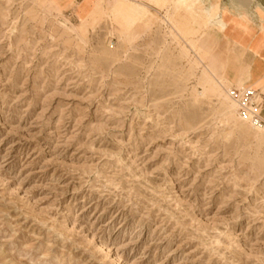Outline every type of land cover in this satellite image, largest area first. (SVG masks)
<instances>
[{
	"label": "rangeland",
	"instance_id": "374dc122",
	"mask_svg": "<svg viewBox=\"0 0 264 264\" xmlns=\"http://www.w3.org/2000/svg\"><path fill=\"white\" fill-rule=\"evenodd\" d=\"M134 1L0 0V264H264V132L200 40L220 17Z\"/></svg>",
	"mask_w": 264,
	"mask_h": 264
},
{
	"label": "crops",
	"instance_id": "0c3cea01",
	"mask_svg": "<svg viewBox=\"0 0 264 264\" xmlns=\"http://www.w3.org/2000/svg\"><path fill=\"white\" fill-rule=\"evenodd\" d=\"M131 1L144 6L138 1ZM238 1L248 11L243 12L232 0H223L234 14L219 16L221 26L208 29L200 40L208 54L207 64L224 77L222 80L231 82L234 87H253L264 103V0H249L248 3L246 0ZM69 11L71 9L66 12ZM228 25L229 29L226 30ZM229 52L233 57L227 60L226 53ZM243 57L247 58V65L242 62ZM229 64L234 70L230 76L227 74ZM209 72L214 74L213 71Z\"/></svg>",
	"mask_w": 264,
	"mask_h": 264
},
{
	"label": "bare ground",
	"instance_id": "6f19581e",
	"mask_svg": "<svg viewBox=\"0 0 264 264\" xmlns=\"http://www.w3.org/2000/svg\"><path fill=\"white\" fill-rule=\"evenodd\" d=\"M194 3H198L200 6H204L205 7V11H209L210 14H217L218 16H221L222 14H228V15H233L234 14V11L229 7L227 6L226 4L223 3V0H193ZM251 1V0H250ZM232 2L234 4H237L239 5L241 8H242V11L243 12H247L248 9L244 8L238 0H232ZM141 6V5H140ZM143 7V12L141 13L140 17L138 18V20L136 21V23H140V22H144L145 19H148L149 16H151V12L149 11V9L146 7V6H142ZM190 7V6H189ZM189 10V8H188ZM191 10V8H190ZM203 14H206V12L202 11ZM193 15V14H192ZM209 72V71H208ZM210 73V72H209ZM210 75H213L214 74H211ZM215 80L217 81V83H219L221 86L220 88L223 90V87H222V82H225L224 80L222 79H216ZM234 86H231L229 88H226V92L228 94V96L230 97L231 101L233 102L232 103V106L231 108H238V113H239V103L236 102L235 100L232 99L231 97V94H230V90L233 88ZM240 90L242 89H245L247 87H236ZM224 91V90H223ZM239 116L241 117V119H243L244 121H248L252 126H254L255 128H257V130H259L260 132H264V125H257L255 123V121L253 120L252 116H247L246 118L242 117L239 113Z\"/></svg>",
	"mask_w": 264,
	"mask_h": 264
},
{
	"label": "built area",
	"instance_id": "2783aa9c",
	"mask_svg": "<svg viewBox=\"0 0 264 264\" xmlns=\"http://www.w3.org/2000/svg\"><path fill=\"white\" fill-rule=\"evenodd\" d=\"M230 94L239 103V113L242 117L252 116L257 125H264V103L259 92L253 87L245 89L232 88Z\"/></svg>",
	"mask_w": 264,
	"mask_h": 264
}]
</instances>
